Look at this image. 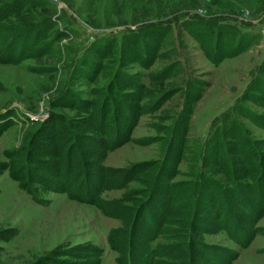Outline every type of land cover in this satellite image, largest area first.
I'll use <instances>...</instances> for the list:
<instances>
[{
	"label": "rangeland",
	"instance_id": "rangeland-1",
	"mask_svg": "<svg viewBox=\"0 0 264 264\" xmlns=\"http://www.w3.org/2000/svg\"><path fill=\"white\" fill-rule=\"evenodd\" d=\"M202 31L210 55L256 36L214 65L193 36ZM10 55L27 56L0 61V161L27 149L56 159L38 146L61 120L84 150L87 183L107 182L110 213L32 180L35 201L3 169L0 264L83 246L100 251L59 257L120 264L148 247L160 264H219L232 251L230 264H264V214L247 245L236 237L260 200L254 190L264 204V119L254 117L264 116V0H0V57ZM146 224L158 230L151 240L139 234ZM114 228L122 252L107 241Z\"/></svg>",
	"mask_w": 264,
	"mask_h": 264
},
{
	"label": "trees",
	"instance_id": "trees-1",
	"mask_svg": "<svg viewBox=\"0 0 264 264\" xmlns=\"http://www.w3.org/2000/svg\"><path fill=\"white\" fill-rule=\"evenodd\" d=\"M197 31L200 32V30ZM240 35L241 36H238L237 39L235 41L233 40L231 43L228 44L223 43L220 49L216 50L217 55H210L205 49L209 44L208 42L210 40L211 35L206 31L204 32L202 31L201 33L198 34H193V36L201 43L206 57L214 65L217 64L224 57L236 55L240 53L242 49H244L249 44L254 42L253 38L256 36L255 32H253V35H245V33ZM204 37H206V39ZM228 45L229 47L227 48ZM25 56L27 55L19 56V58H13L10 55L4 58L0 57V61H10L13 59L19 61ZM110 110L111 108L109 109V111ZM139 115L140 113L136 115H132V117H130V119L128 120L127 128H125L126 135L124 139H128L129 133L132 127L134 126V124L137 122ZM254 117H259L260 119H264V116L261 115L260 116L254 115ZM254 117L252 119H254L255 122L257 123V121L259 120H257ZM10 123L12 122H9V124ZM258 123L260 124V122ZM1 130L2 128H0V133ZM184 130L185 127L182 128L181 131L183 132ZM75 143H76V136L74 135L70 127L65 122H62L61 120H56L45 129L43 137L40 140V144L38 146L40 152L53 154L56 157V159L37 157L35 154H33L32 150L29 149L26 150L25 152L26 155L24 154L25 158H23V152H22L21 154L22 158L19 159L16 157L19 154V150H10L7 151V155L9 158L5 161H0V171L3 169H7L9 175L13 179L17 180L19 186L25 189L35 201H39L40 198L38 197L36 189L32 184V180L41 183L42 186L45 187V189L51 191L64 192L69 198L86 201L88 203L97 206L103 213L109 214L110 212L107 206V202L102 196H100V190L102 187L106 186L107 182L97 177L96 182H94L93 179L89 183H87L88 180H85L86 178L82 176V173L79 170L80 167L86 161V158L84 156V150H80V152H78L79 151L77 149L78 147L76 148L74 146ZM107 147H109V145ZM79 148L82 147L79 145ZM27 151L29 152L27 153ZM216 151L219 150L216 148ZM218 156L219 155H217L216 157L218 158ZM261 157L263 156L261 155L258 156L260 160ZM27 161H35L37 163V167L46 171L47 175L41 174L37 170L38 168L33 169L32 167H30ZM98 167H99L98 171L102 173V178L108 179L111 177L109 176L108 173V169L109 168L111 169V167L103 166V164H101ZM119 169L120 168H116L115 171H119ZM106 175L108 176L106 177ZM122 180L124 181V178ZM89 186H92V190L85 193L84 190L85 189L87 190ZM155 191H157V189ZM253 193H256V195L261 200V196L257 193L256 190H254ZM208 197L211 199V202L216 201V196L211 197L210 194H208ZM260 200L256 202H251V205L253 204V211H252L253 217L251 221L238 220V222L239 221L242 222L240 224L238 223V225L241 226L239 227V229H237L239 231V234H237L236 237L238 239V243L242 246L247 245V243L250 241L253 235L251 233L253 232L251 231L253 230V226H251L252 222L264 214V204ZM136 223L137 221H135V224ZM147 227H149L148 224H146V226L143 228L142 231L139 232V234L145 237L146 239L151 240L156 237L158 230L157 227L152 228V230H148ZM222 227H225V224H223ZM249 227H251V229ZM118 230H119L118 228L111 229L108 232L107 241L112 249L122 252L123 251L122 246H124L125 244V238L124 240L121 241L120 236H118L121 233L117 234ZM241 231H244V233H241ZM245 233L248 234H246L244 238L243 235ZM239 235L243 237L239 238ZM80 250H90L92 252L95 251L99 252L100 248H98L97 246H83L82 248L73 247L72 249H67V250L57 248L51 252V254L53 253V255L50 254L43 255L42 257H38L37 259H35V261H32L30 264H100L101 263V256L99 253L95 256V258L92 259L88 257L79 260H69L64 258V256L59 257V255L61 254L70 255L74 257H81V255L79 254ZM159 255H161V252L154 248L146 247V250L143 253H137L129 248L127 250V254L123 256L122 255L116 256L115 261L120 264H128V262L133 264H160L158 259ZM236 256H237V252L232 251L231 253H229L228 258L220 262L219 264H230L231 259H234Z\"/></svg>",
	"mask_w": 264,
	"mask_h": 264
}]
</instances>
